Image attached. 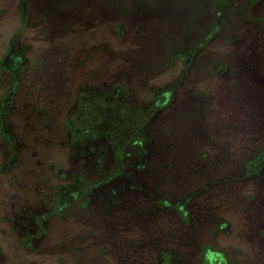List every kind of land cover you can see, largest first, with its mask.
<instances>
[{"label": "rangeland", "instance_id": "1", "mask_svg": "<svg viewBox=\"0 0 264 264\" xmlns=\"http://www.w3.org/2000/svg\"><path fill=\"white\" fill-rule=\"evenodd\" d=\"M27 4L0 0V264H264V0Z\"/></svg>", "mask_w": 264, "mask_h": 264}, {"label": "trees", "instance_id": "2", "mask_svg": "<svg viewBox=\"0 0 264 264\" xmlns=\"http://www.w3.org/2000/svg\"><path fill=\"white\" fill-rule=\"evenodd\" d=\"M20 8H21V13L23 17L26 19L27 9H28L27 0H21ZM215 32H216V27H214L210 31V34L206 36L204 42L208 41L211 38V34L214 35ZM0 68L7 71L10 74L11 79H12L10 88L8 92L3 96L1 106H0V132L4 136V138L8 141L11 152L15 154L16 153V141H15V138L12 132L8 128L7 121H6V115H7V112L9 111V108L11 107L12 100L15 94L21 85L22 68H18L15 65H12L7 62L2 63L0 65ZM80 105L86 114H88L89 116H92L91 113L93 109H92V106L87 101H84V100L80 101ZM151 115L152 114L150 113L148 114L144 111H138V113L135 114L134 117H136L138 123L142 124V123H145L151 117ZM91 118L92 117H89V119ZM69 127L71 131V135L74 139L82 137V135L86 134L84 130L89 129V127H82L77 124L75 125L70 124ZM114 149H115L116 160L118 162V167L121 168L123 165L122 161L124 159V154H125L124 148L119 146V144L116 143L114 145ZM263 160H264V153H262L261 155H259L258 157L254 159L247 160L245 162L246 173L250 174V173H253L254 171H258L259 165L263 163ZM42 218L43 216L37 217V221L39 222V224H42ZM166 263L169 264L168 262Z\"/></svg>", "mask_w": 264, "mask_h": 264}]
</instances>
